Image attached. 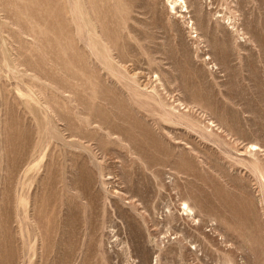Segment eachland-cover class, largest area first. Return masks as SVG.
<instances>
[{
	"label": "rangeland",
	"instance_id": "rangeland-1",
	"mask_svg": "<svg viewBox=\"0 0 264 264\" xmlns=\"http://www.w3.org/2000/svg\"><path fill=\"white\" fill-rule=\"evenodd\" d=\"M0 264H264V0H0Z\"/></svg>",
	"mask_w": 264,
	"mask_h": 264
}]
</instances>
